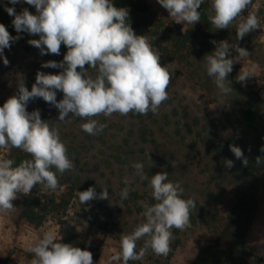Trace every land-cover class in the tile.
Here are the masks:
<instances>
[{"label":"clouds","instance_id":"clouds-1","mask_svg":"<svg viewBox=\"0 0 264 264\" xmlns=\"http://www.w3.org/2000/svg\"><path fill=\"white\" fill-rule=\"evenodd\" d=\"M22 0H8L16 5ZM33 6L19 13L15 7L5 6L17 33L39 36L28 44L39 49L40 55H60L61 45L67 48L62 61L43 62L42 68L62 69L58 74L37 71L35 82L29 90L24 80L17 85L16 94L0 106V149H20L30 155L16 164L14 159L0 158V212L15 209L13 201L20 195H28L36 185L42 191H55L58 187L57 173L63 175L74 169L66 144L61 140L59 129L41 118L40 110H27L30 101L42 98L58 112V123L69 116L83 123L81 130L98 135L107 127L96 117L113 114L127 116L129 113L158 114L160 106L170 99L168 88L173 73L161 64L159 51L148 42L147 35H137L129 23V10L117 8L112 0H23ZM177 24L195 25L201 20L199 9L205 0H157ZM253 0H211L212 15L209 21L216 30L227 29L234 21L237 41L257 29L264 30L258 14L244 13ZM21 37L12 36L0 23V58L4 65L9 61L4 50ZM214 51L204 56L205 70L213 80L221 97L233 91L229 86V74L237 61L249 57L246 48L227 40H213ZM238 55L233 56L232 52ZM87 66V67H86ZM257 65L240 70L237 82L246 83L252 78ZM79 69V70H78ZM89 69L95 72L93 76ZM63 98L57 100V92ZM222 103V101H221ZM236 159L247 166L248 160L242 149L229 145ZM264 151V148L261 149ZM149 156V154H148ZM149 159L151 160L150 156ZM260 157H257L259 162ZM152 161V160H151ZM153 162V161H152ZM225 166L232 168L234 161L225 159ZM136 174L148 179L151 195L156 203L145 205L144 221L131 233H121L119 251L110 257L109 264H129L142 260L149 250L157 256L167 257L171 251L173 229L180 231L190 227L193 199L183 198L184 189L179 182L168 179V173L157 172L150 179L144 175V165L132 164ZM55 169V171H53ZM127 185L128 178L124 179ZM129 189L120 195L127 199ZM79 204L92 200L110 199L107 188L99 194L95 187L76 191ZM62 237L49 231L27 248L32 254L30 264H93V255L86 249L62 243ZM143 245L137 251V244Z\"/></svg>","mask_w":264,"mask_h":264},{"label":"rangeland","instance_id":"rangeland-1","mask_svg":"<svg viewBox=\"0 0 264 264\" xmlns=\"http://www.w3.org/2000/svg\"><path fill=\"white\" fill-rule=\"evenodd\" d=\"M5 1L0 0V4ZM135 1L148 5L157 16L171 18L157 0ZM204 3L209 7L212 15L211 0H205ZM248 11L256 12L261 24L264 25V0L254 1L244 14L247 15ZM238 23V20L234 21L227 29L219 30L216 36L220 41L227 40L230 44L238 43L250 53L249 57L234 64L232 72L236 79L240 70L250 68L252 64L257 65L253 77L246 83H239L252 93L256 105L255 124L259 128L264 145V30L257 29L247 34L243 40L237 41L235 29ZM180 25L183 29H187L197 27L198 23ZM26 45H28L27 41L16 40L11 44L10 49L4 50V56L9 61L8 65H4L3 59L0 58V106L10 96L16 94L20 81L24 80L25 86L31 90L38 70L52 74L62 71L59 68H42L41 65L50 60L62 61L67 49L61 48L60 55L42 56L39 49L33 46L26 49ZM214 49L215 45L211 41L204 36H199L197 51L189 64L163 62L160 59L161 64L173 73V77L168 88L170 99L160 106L158 114L149 112L147 115L129 113L127 116L113 114L111 117H96L101 123L107 125L103 130L105 134L103 140L108 145L134 130L125 150L127 152L135 150V153L128 154L129 162L115 159L112 157V149L98 140L75 155L77 158L75 169L81 179L79 185H82L85 190L95 187L98 194L103 188H107L110 197V199L101 200L108 209L98 222L90 224L84 221L77 213L79 204L70 208L64 217L79 236L97 248L95 264H109L110 257L120 248L122 223L125 222L127 229L135 228L137 224L144 221V206L156 203L154 199L153 202L147 199L143 202L139 201L142 211L140 215H137L134 210L128 212V207L117 202V193L120 194L125 187L138 189L140 193L145 192L153 198L148 179H142L140 175L135 178V173L133 175L129 172L127 164L140 161L146 164V169L167 172L170 181L179 182L183 187V198L196 200L206 208L210 205L224 217L232 187L227 181L228 176L222 178L221 175V179L220 177L211 178L212 169L218 161L207 153L206 140L209 143H218L221 139L233 137L235 145L245 154L247 148L253 145V136L243 123L245 96L232 84L230 74L227 83L233 91L223 97L220 96L213 80L206 74L204 56ZM232 55L238 54L233 51ZM41 104L35 100L30 101L27 110L31 112L39 109L41 118L50 121L53 127L59 129L61 140L65 144L76 140L83 145L81 140L84 133L80 132V124L84 121L69 116L66 122L58 123V110L55 109L53 113L43 110ZM141 123L146 125L147 130L153 132L156 144L154 148L145 146V153L140 151L136 141L137 128ZM114 134H118L117 137L113 138ZM262 157L264 160V153ZM0 158H3L1 152ZM253 170L258 177L255 209H251V206L241 203L239 198H236L231 205L228 221L217 236H213V233L209 232L203 224L173 232L172 241L178 238L179 245L171 250L167 264H189L199 257L201 251H207L210 254H207L209 264H215L220 258L229 257L234 252V241L238 234L237 225L234 224L237 218L250 222L245 235L246 249L264 259V176L256 167ZM143 173L150 179L147 171ZM125 178L132 181L134 185L131 186L129 183L122 187L120 182H123ZM239 178L238 192H241V189H246V180ZM61 189L62 187L58 186L55 191ZM19 203L20 198L13 201L15 207L13 211L0 212V258H7L9 264H28L25 256L28 252L27 248L49 231L57 237L59 229L56 220L52 217L37 228L19 221L17 218ZM114 204H117V207H114ZM105 222L109 223L108 228L102 227Z\"/></svg>","mask_w":264,"mask_h":264},{"label":"trees","instance_id":"trees-1","mask_svg":"<svg viewBox=\"0 0 264 264\" xmlns=\"http://www.w3.org/2000/svg\"><path fill=\"white\" fill-rule=\"evenodd\" d=\"M256 0H253V2ZM114 6L117 8L123 7L129 10V23L131 27L134 29V32L137 35H147L148 42L151 46L159 51L160 59L165 62H179V63H190L194 57V54L197 51L198 47V37L204 36L209 41H217L219 42V37L216 36L219 30H216L208 17L211 15L209 7L206 6L205 3L201 5L199 9L201 13V20L198 23V26L195 28H187L183 29L180 24L174 22L171 18H167L164 16H157L153 13L149 6L135 1V0H112ZM5 6L7 7H15L17 13L22 11L24 8H28V10L35 14L36 10L33 6L27 5L22 2L16 5H12L8 3V0L0 4V23H3L9 33L12 36H20L21 38L18 40L28 41L30 39H39V36L29 35L28 33H17L12 25V20L14 17L9 16L8 13L4 10ZM32 47L31 45H26V49ZM61 48L67 49L64 45H61ZM87 67V66H86ZM234 67V66H233ZM79 70V69H78ZM89 72L92 75H95V72L89 69ZM230 80L235 88L240 91L245 96V108L243 111V123L244 125L251 131L253 136V145L250 148H247L244 157L247 158L248 164L245 166L242 160L236 159L234 154L231 152L229 145L234 144L235 141L233 137H226L221 139L220 142L209 143L207 140V153L212 155L215 160H217V164L213 167L212 173L210 174L211 178H217L221 175L222 178L228 176L227 181L232 187V190L229 192V203L227 207H225L224 217L212 208V206L208 205L207 208L204 205H200L198 201L194 200L195 207L191 210V221L190 227H196L199 224H203L209 232L213 233V236H217L220 230L226 225L228 218L230 216L231 205L236 198H239L241 203L245 205L251 206V209H255L256 206V198L255 193L258 187V177L255 170V167L263 173L264 176V160L262 154L264 151L261 149L264 148L262 135L259 131V128L255 124V114H256V105L254 103V99L252 97V93L245 89L239 82H237L233 72L230 73ZM63 98V93L57 92V100ZM35 102H41V108L43 110H47L50 112L55 111V107L49 105L44 102L42 98L35 99ZM84 133L83 138L80 144L79 141H72L68 144L67 150L70 158L74 161V164L77 160L75 155L80 153V150L84 148L90 147L96 141H101L104 145H107L110 149H112V157L115 159H121L124 162H129L130 158L128 157L129 153H135V150L127 152L125 148L129 145L131 133L127 132L125 137H121L120 140L113 141L109 145L106 143L104 139V132L98 135H89L82 130L80 131ZM118 134H114L113 138L117 137ZM76 137V136H74ZM109 140V139H108ZM137 143L140 146V151L145 153V146H155V138L153 136V132L146 129V125L141 123V125L137 128ZM78 143V144H77ZM154 148V147H153ZM86 150V149H84ZM0 152L3 155V158H11L14 159L16 164H19L24 159H31L30 155L23 152L20 149L13 148L10 151L5 149H0ZM138 152V151H137ZM257 157H260L259 162H257ZM225 159L233 160L234 166L232 168H227L225 166ZM140 162V161H139ZM141 163V162H140ZM133 164V163H132ZM132 164H127L129 166V172L135 173V178L139 177L136 174L135 169L132 168ZM144 165L143 171H147L149 177L152 174H156L157 172L154 169H146V164L142 162ZM55 171V169H53ZM58 176V186L62 187L59 191H42V185H36L32 191L26 195H20V203L18 207L17 218L19 221L25 222L30 226L35 228L40 227L49 217H52L56 220V223L59 226L57 240L62 237V243H69L77 246L81 249H86L90 251L93 255V264H95V257L97 255V248L90 243L85 238L79 236L66 222L64 219L67 211L79 204L78 197L75 195L76 191H84L81 183L80 174L76 169L65 172L63 175L57 173ZM241 179L245 178L246 189H241V192H238V182ZM121 186L125 185L124 181L120 182ZM131 186L134 185L132 181H130ZM129 194L127 199H122L119 192L117 193V202L123 204V206L128 207V212L134 210V212L138 215L141 214L142 207L139 206V201L143 202L147 199L149 202H153V198H151L145 192H139L138 189H132L128 187ZM237 194V195H236ZM117 204H114V207ZM242 205V204H241ZM108 206L104 204L100 199L92 200L87 204H79V208L77 213L79 216L88 223H95L101 220V218L106 214ZM238 217V216H237ZM221 218V222L219 219ZM249 221L240 220L237 218V221H234V224L237 225L238 234L235 238V247L234 252L229 257L220 258L217 260L215 264H264V259L254 255L250 251H248L245 247V235L248 230ZM124 234L131 233L134 227L128 228L125 225V222L122 223ZM109 223L105 222L102 227L108 228ZM176 233L177 229L172 230ZM143 240L139 241L137 244V251L142 246ZM179 245V239H173L171 241V250ZM171 252H169L167 257L157 256L148 251L147 255L139 261H129V264H167L168 258L171 256ZM208 252H200L199 257L193 259L189 264H209V260L207 259ZM210 255V254H208ZM25 256L28 260V264H30L32 259V254L27 252ZM0 264H9L7 258H0Z\"/></svg>","mask_w":264,"mask_h":264}]
</instances>
